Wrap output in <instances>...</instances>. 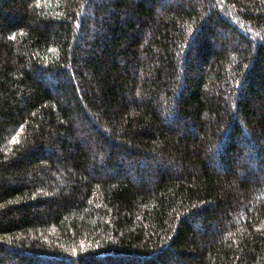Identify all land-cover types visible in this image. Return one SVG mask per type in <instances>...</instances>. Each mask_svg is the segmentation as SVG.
Returning a JSON list of instances; mask_svg holds the SVG:
<instances>
[{"label": "trees", "instance_id": "obj_1", "mask_svg": "<svg viewBox=\"0 0 264 264\" xmlns=\"http://www.w3.org/2000/svg\"><path fill=\"white\" fill-rule=\"evenodd\" d=\"M0 264H264V0H0Z\"/></svg>", "mask_w": 264, "mask_h": 264}]
</instances>
